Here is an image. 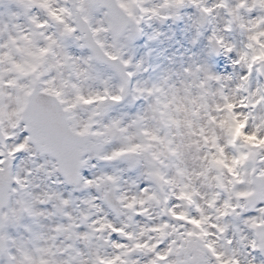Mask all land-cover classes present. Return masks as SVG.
<instances>
[{
  "label": "snow or ice",
  "instance_id": "obj_1",
  "mask_svg": "<svg viewBox=\"0 0 264 264\" xmlns=\"http://www.w3.org/2000/svg\"><path fill=\"white\" fill-rule=\"evenodd\" d=\"M189 5L217 59L133 81ZM0 264H264V0H0Z\"/></svg>",
  "mask_w": 264,
  "mask_h": 264
},
{
  "label": "rangeland",
  "instance_id": "obj_2",
  "mask_svg": "<svg viewBox=\"0 0 264 264\" xmlns=\"http://www.w3.org/2000/svg\"><path fill=\"white\" fill-rule=\"evenodd\" d=\"M159 2L151 0V3ZM197 15V10L189 5L180 9V18L153 17L140 25L142 32L135 35L126 49V56L133 61L129 69L135 72L133 81L157 82L166 75L176 79L194 62L216 60L207 55L209 30L201 29L202 34L196 35L193 20ZM138 61H142L139 71L134 68Z\"/></svg>",
  "mask_w": 264,
  "mask_h": 264
}]
</instances>
